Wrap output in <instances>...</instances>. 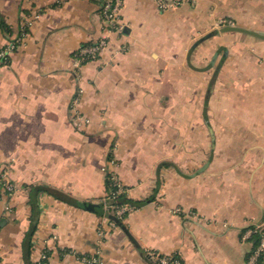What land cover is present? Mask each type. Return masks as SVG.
Returning a JSON list of instances; mask_svg holds the SVG:
<instances>
[{
    "label": "crops",
    "instance_id": "crops-1",
    "mask_svg": "<svg viewBox=\"0 0 264 264\" xmlns=\"http://www.w3.org/2000/svg\"><path fill=\"white\" fill-rule=\"evenodd\" d=\"M181 1L122 0L117 31L103 0H0V47L33 21L0 66V159L16 185L0 193V264L42 250L50 264H85L98 249L99 264H157L154 251L248 264L264 220V39L218 29L264 31V0ZM103 38L95 59L75 62ZM112 159L140 203L123 219L138 245L94 208ZM38 184L53 191L38 196L27 247Z\"/></svg>",
    "mask_w": 264,
    "mask_h": 264
},
{
    "label": "built area",
    "instance_id": "built-area-1",
    "mask_svg": "<svg viewBox=\"0 0 264 264\" xmlns=\"http://www.w3.org/2000/svg\"><path fill=\"white\" fill-rule=\"evenodd\" d=\"M122 0H103V14L110 29H115L117 31L121 30V19H120V5ZM160 9H170L174 8L181 4V0H155ZM33 24L32 20H29L26 25H23V29L10 39L7 43L0 47V66H6L9 64L10 58L14 52H16L22 45L25 43V36L27 34V27ZM224 24V23H222ZM107 39L103 38L99 42H96L91 45H84L80 47L75 52L76 63L86 62L92 59H95L98 53L106 45ZM75 111V110H74ZM78 123L83 124L84 122L88 123L89 119L85 117L80 112L76 111ZM104 170L106 172V179L111 181V185L114 189L111 190L110 195L108 193L107 197H104V203L106 205L107 211L115 212L116 214H125L130 210V205L128 202H125L122 205L114 204L115 198L122 194L127 193V188L123 181L121 180L119 174L116 171V162L112 159L111 162L105 165ZM4 184V190L13 193L15 191V184L9 179L8 171L3 167V162L0 159V182ZM109 197V198H108ZM106 199H111L109 202ZM120 207V208H118ZM176 213H181V209L176 208ZM115 225V223H112ZM99 238L101 243L104 240V237L107 235V228L103 227ZM251 231L257 235V243L255 249L248 259V264H261L264 262V220L260 223H256ZM101 251H98L94 255H88L81 257V260L85 264H99L100 262ZM175 254H169L167 256L162 255L159 257V261L163 264H183L182 259L175 257ZM33 264H50L49 263V254L47 250H42L41 253L34 258Z\"/></svg>",
    "mask_w": 264,
    "mask_h": 264
},
{
    "label": "trees",
    "instance_id": "trees-1",
    "mask_svg": "<svg viewBox=\"0 0 264 264\" xmlns=\"http://www.w3.org/2000/svg\"><path fill=\"white\" fill-rule=\"evenodd\" d=\"M11 35V33H9ZM106 185H107V192L109 193L110 195V192L112 189H114V187L111 185V181L109 179L106 180ZM4 192V184L3 182L1 181L0 182V193ZM50 191H53V189H51V187L49 186H46V185H30V203L32 205V218H31V226L29 227L27 233H26V236H25V239H24V242H25V246L27 245V247H30L31 245V241H32V237H33V234L36 230V221L38 219V215H39V199H38V196L41 192H50ZM6 192V191H5ZM9 192V191H8ZM11 193V192H10ZM107 193V194H108ZM55 195V194H54ZM107 197V196H106ZM109 198V197H108ZM104 198H101L99 203L94 207L96 208V210L98 212H101L103 213L104 215H107V211H105V208H104ZM116 200L114 201V204H118V205H122L124 204L125 202H130L136 206H138L140 203H138L137 201H134L132 200L128 195H126V193H122L120 195H118L116 198ZM108 202L111 200V199H106ZM76 204H78L79 206L81 207H91L89 202H86V201H75ZM127 213H125L126 215ZM258 239H257V235H256V243H257ZM163 254H161L160 256H162ZM175 257H179V255L175 254ZM173 257V258H175ZM157 264H163L161 261H159V259H157ZM182 263L184 264V261L182 260ZM170 264V263H169Z\"/></svg>",
    "mask_w": 264,
    "mask_h": 264
},
{
    "label": "rangeland",
    "instance_id": "rangeland-1",
    "mask_svg": "<svg viewBox=\"0 0 264 264\" xmlns=\"http://www.w3.org/2000/svg\"><path fill=\"white\" fill-rule=\"evenodd\" d=\"M224 23H226V24H222V23H220L219 24V29L222 27V26H224V25H227V24H231L230 22H227V21H224ZM124 183V182H123ZM124 185H125V188H127V193H126V195H128V191H129V189H128V186L124 183ZM15 189H16V186H15ZM108 192L106 191V193H105V195L102 197V198H104V197H106L108 194H107ZM104 200V199H103ZM128 204L130 205V210L128 211V212H126V213H129V212H131V211H133V210H135L136 208H137V206L136 205H134V204H132V203H130V202H128ZM103 205H104V208H106V205H105V203H103ZM118 208H120V207H118ZM178 209H181L180 207H177ZM107 209V208H106ZM105 209V211H107ZM176 209V208H175ZM175 209H174V212H175ZM181 212H183V209H181ZM176 213V212H175ZM111 216H115V218H117V219H119V220H121V221H123V219H124V217H125V214L123 215H121V214H116L115 212H112V211H107V215H104V217H106V219H107V225H110L111 227H117V225H119L118 224V221L116 220V219H114L113 217H111ZM112 223H115V225H112ZM103 227H105L104 225H101V226H99L98 227V229H97V233H98V236H99V238H101V235H100V232L101 231H104L103 230ZM106 228V227H105ZM104 232H106V231H104ZM109 233V231H107V234ZM107 236V235H106ZM106 236L104 237V238H106ZM48 252V254H49V256H50V253H49V251H47ZM162 253H159V252H157V251H154V252H152L151 253V256L152 257H154V259H159V257H160V255H161ZM170 254V253H169ZM169 254H163V255H165V256H167V255H169ZM172 254H175V253H172ZM181 258V257H180ZM182 259V258H181ZM183 260V259H182Z\"/></svg>",
    "mask_w": 264,
    "mask_h": 264
},
{
    "label": "water",
    "instance_id": "water-1",
    "mask_svg": "<svg viewBox=\"0 0 264 264\" xmlns=\"http://www.w3.org/2000/svg\"><path fill=\"white\" fill-rule=\"evenodd\" d=\"M219 31L222 32H226V31H238V32H243V33H247L249 35H252L254 37L260 38V39H264V31H259V30H255L252 28H248V27H244L241 25H237V24H227L222 26L220 29H218ZM114 219H116L118 221V224L125 230V232L127 233V235L129 236V238L136 244L138 245L136 239L134 238V236L129 232V230L126 228L125 224L123 223V221L115 218V216H111Z\"/></svg>",
    "mask_w": 264,
    "mask_h": 264
}]
</instances>
